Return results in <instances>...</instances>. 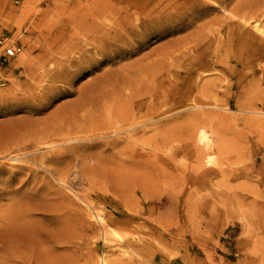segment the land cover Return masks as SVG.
<instances>
[{
  "label": "rangeland",
  "instance_id": "rangeland-1",
  "mask_svg": "<svg viewBox=\"0 0 264 264\" xmlns=\"http://www.w3.org/2000/svg\"><path fill=\"white\" fill-rule=\"evenodd\" d=\"M69 1L73 5L75 0ZM108 1L107 4L96 2L91 8L100 12L99 17H93L92 27L97 30L113 29L114 9L126 7L123 2ZM63 2L65 0H0V53L6 56L4 60L0 54L2 140H18L29 128V124L21 121L27 117L26 109L9 100L14 95L27 98L44 95L45 105L32 119L56 120L76 110L84 97L101 95L102 90L112 89L111 85L121 82L126 75L154 67L150 65L158 60L167 43L181 39L192 30L166 36L154 33L136 52L122 59L107 60L98 68L83 69L77 76L70 77L69 84L56 87L59 83L53 82L51 77L58 67L56 61L64 58L61 37L72 25L62 19ZM25 15L27 19L20 26ZM60 26L65 30L54 37ZM30 44L35 49L24 50ZM10 49L14 50L12 54ZM107 73H110L108 77ZM100 77L105 80L98 82ZM262 87L264 84L258 91H252L249 99L244 97L245 89L236 87L239 101L219 110L235 116L236 121L206 125L217 130L215 137L237 162L233 167L234 176L222 182L196 183L197 164L181 150L182 142L194 135L196 126L187 127L181 118L172 121V129L167 134L157 136L158 143L167 141L168 147L157 153L154 163L141 160L115 174L113 163L129 155L127 151L118 154L124 142L115 152L108 149L102 153V148L89 150L94 156L101 154L98 160L103 162L101 169L87 175V180L78 179L75 187L92 193L94 213L77 198L75 189L71 191L56 181L58 174L53 165L40 167L39 163H30L35 181L19 182L26 179L23 171L11 184L20 187L18 200L22 197V201L32 205L29 207L43 209L30 212L26 207L38 223L30 233L35 260L32 264H101L102 254L117 260L118 264H264V103L262 98L255 99ZM247 100L251 104H245ZM189 111L192 110H182L180 114ZM95 113L100 117V113ZM164 125L157 120L149 122L145 128L147 134H151L157 126ZM119 137L122 135L111 132L100 137L98 134L89 138L80 135L75 141L79 146L97 145ZM56 144L61 151L66 148L61 141ZM51 150L53 148L46 146L38 153L54 157L57 150L50 153ZM147 151L144 149L143 153ZM67 155L56 164L82 160L81 156ZM74 156L78 157L74 159ZM108 164L112 166L110 169L106 168ZM8 176L9 173L2 174L1 179ZM115 178L126 184L122 186L118 182L122 188L120 191L118 188V194L124 193L130 199L133 192L142 215L125 214L120 203L108 202L107 197L116 192ZM143 188L154 196V203L142 199ZM55 190H60L61 194L55 195ZM60 195L68 196L73 203H64ZM159 200L161 205L157 203ZM55 208L60 211H54Z\"/></svg>",
  "mask_w": 264,
  "mask_h": 264
},
{
  "label": "bare ground",
  "instance_id": "bare-ground-1",
  "mask_svg": "<svg viewBox=\"0 0 264 264\" xmlns=\"http://www.w3.org/2000/svg\"><path fill=\"white\" fill-rule=\"evenodd\" d=\"M117 1L125 3L126 7L114 9L113 29L102 30L92 27L93 17H99L100 12L96 13L91 8L96 2L107 4L108 0H75L73 5L69 0L63 2L62 19L72 22V25L68 33L61 37L64 47L61 55L64 58L56 61L58 67L51 77L53 82L59 83L56 87L69 84L83 69L98 68L107 60L122 59L136 52L154 33L166 36L181 30H192L181 39L167 43L158 60L150 65L154 67L126 75L121 82L112 84V89L102 90L101 95L84 97L77 104V111L56 120L32 119L44 107V95L39 98L14 95L9 99L26 109L27 117L21 121L29 124V128L13 142L0 139V264H32L35 261L30 233L38 223L31 218L29 211L40 212L43 209L29 207L32 205L22 201V197L18 200L20 187L11 184L23 171L26 179L24 177L19 182L35 181V173L31 171L33 164L39 163L40 167L53 165L58 174L56 181L71 191L75 189L77 198L86 204L88 211L94 213L92 193H84L75 187L78 179L87 180V175L101 169L103 162L98 161L101 154L94 156V152L89 150L102 148V153L108 149L115 152L124 142L125 146L119 149L121 152L118 154L127 151L129 155L117 160L113 167L110 164L106 167L115 168V174L117 170L124 171L141 160L154 163L157 153L168 147L167 141L158 143L157 136L167 134L172 129V121L181 118L187 127L196 126L195 132L192 131L194 135L181 145L184 155L197 164L196 183L214 180L217 183L234 176L236 160L215 137L217 130L206 125L236 121L235 116L219 111L239 101L236 87L245 89L244 97L249 99L252 98V91H258V87L264 84V0ZM26 19L25 15L19 25L22 26ZM63 30L65 27L60 26L54 37L62 34ZM33 49L35 46L30 44L24 50ZM13 51L10 49L9 53ZM0 54L3 55V52ZM3 59L6 60V56L3 55ZM109 74H106L107 77ZM104 80L97 78L98 82ZM262 92L257 93L255 99L262 98L264 103V87ZM245 102L251 104L249 100ZM186 109L192 111L180 114ZM95 112L100 113V117ZM157 120L166 125L157 126L153 133L147 134L145 126ZM111 132L122 137L97 145L87 143L79 146L75 141L80 135L89 138L98 134L100 137V134ZM59 141L66 146L62 151L57 149ZM46 146L57 150L54 157L38 153ZM144 149H148L145 154ZM28 150L31 152L28 153ZM67 154L81 156L82 160L80 163L75 160L60 166L56 164ZM5 173H9L8 178L1 179ZM115 180L116 192L107 197L108 202L120 203L125 214L142 215L139 205L134 202V193H131L130 199L124 193L120 196L117 190L119 188L120 191L122 188L119 186L126 184L121 182L123 180ZM143 190L142 199L154 203V196ZM53 193L59 195L61 191ZM60 198L64 203H73L66 195H60ZM157 203L161 205L162 201ZM54 211H60V208ZM101 264L118 262L102 254Z\"/></svg>",
  "mask_w": 264,
  "mask_h": 264
}]
</instances>
